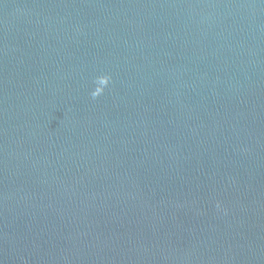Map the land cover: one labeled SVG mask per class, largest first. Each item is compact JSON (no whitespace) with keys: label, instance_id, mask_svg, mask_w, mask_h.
Masks as SVG:
<instances>
[{"label":"water","instance_id":"1","mask_svg":"<svg viewBox=\"0 0 264 264\" xmlns=\"http://www.w3.org/2000/svg\"><path fill=\"white\" fill-rule=\"evenodd\" d=\"M0 264H264V0H0Z\"/></svg>","mask_w":264,"mask_h":264}]
</instances>
